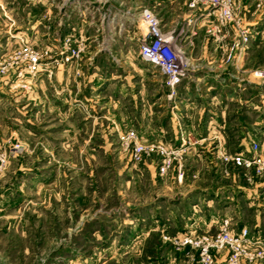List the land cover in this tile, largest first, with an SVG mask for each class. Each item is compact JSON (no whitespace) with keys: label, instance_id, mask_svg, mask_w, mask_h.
<instances>
[{"label":"rangeland","instance_id":"374dc122","mask_svg":"<svg viewBox=\"0 0 264 264\" xmlns=\"http://www.w3.org/2000/svg\"><path fill=\"white\" fill-rule=\"evenodd\" d=\"M165 1L122 0L121 5L130 8L131 13L122 20V35H116L113 45L107 46L106 33L92 38L93 31L87 29L86 23L91 19L84 13L83 6L79 18H67L60 9L62 0H0V154L7 157L5 166H0V264H102L103 261H106L103 264H117V258L109 259L101 249L107 247L109 254H113L112 251L121 247L116 236L120 228L117 223L127 218L128 221L141 220L136 224L134 238L125 242L126 249H144L145 255L155 250L172 249L181 252L180 264L194 262L187 250H177L162 234L192 229L190 224L194 221L199 223L198 231L213 227L212 222L217 218L228 216L235 229L246 226L254 232H264V185L256 187L258 177L253 176L251 182L243 171L208 158L212 143L190 142L183 157L184 176L180 182L173 170L162 177L157 175L158 157L134 162L120 144L119 134L128 129H134L144 143L176 144L168 125L171 108L164 107L169 90L163 75L138 55L144 31L138 14L148 8L160 19L162 31L173 30L174 34L187 27L190 17L201 18L198 24L204 29L213 17L204 15L209 7H199L195 11L186 6V16L177 17L171 23L174 18L171 13L161 18L168 7L163 5ZM234 2L242 25L251 30L264 29V0ZM74 5L66 2L65 11H72ZM94 12L95 21L99 14L96 8ZM112 13L118 15L121 11L116 9ZM72 30H81L88 45L74 73L79 76L81 68L88 75L94 71V78L105 81L93 92L80 89L79 93H71L73 108H78V112L68 113L65 120H52V114L37 111L38 74L19 80L15 69L2 72L1 67L17 49L20 36L26 35L35 48H41L57 46ZM252 37V40L257 38L253 42L257 46L252 58L257 62L255 68L264 62V33L252 30ZM175 41L183 45L180 37ZM92 56L93 62L87 65V58ZM253 80L252 91L256 93L261 89L264 95V82L254 77ZM24 83L28 87H23ZM118 98L126 108V119L117 126L115 113L114 117L110 116V144H102L100 137L87 140L85 130L79 131L73 143L65 140L68 135L64 134L63 125L87 122L94 113L90 108H117ZM134 108H140L141 113L133 112ZM255 110L252 114L238 110L239 124L249 126L250 121H259ZM138 115L141 116L139 123L136 122ZM253 127V132H258L257 137H253L262 141L264 126L258 129L253 124ZM16 143H20L23 150L13 154ZM219 145L227 152L236 148L231 144L229 151L223 143ZM128 227L126 225L124 233ZM140 231L147 234L141 235ZM130 259L139 261L145 257Z\"/></svg>","mask_w":264,"mask_h":264},{"label":"crops","instance_id":"0c3cea01","mask_svg":"<svg viewBox=\"0 0 264 264\" xmlns=\"http://www.w3.org/2000/svg\"><path fill=\"white\" fill-rule=\"evenodd\" d=\"M113 1L115 0H62L64 3H62L63 6H60V9H62V14H65L64 17L68 18L73 16L79 18V16H81L79 11L81 10V6H83L85 10L84 13L87 16L89 15L91 19L86 23L87 29L93 31L92 38H97L99 33H106V44L110 46L116 41V35H122V31L124 30V23L122 20L126 14L131 13L130 8H124V6L121 5L122 0H118L119 3L117 2L115 4ZM43 2L42 4H44ZM66 2L75 4L74 9L77 10L75 11L73 9L71 11L69 9L65 11L64 5ZM93 2L96 3V5H93ZM163 5H167L168 7L164 14L161 15V18L165 16L169 17V13H171L174 16V18L172 17V20H170L171 23L174 22L177 17L183 18L186 16V12L184 11V8H186L185 0H166ZM138 6L140 7V5ZM95 8L98 10L99 16L94 21ZM115 8L121 11V13L118 15L112 13L116 10ZM49 11L50 9L46 7V13H49ZM73 12H77V14ZM138 15H140V13ZM202 18L204 17L202 16ZM201 20L200 18L199 23ZM59 22L62 24L61 21ZM82 27L83 24L81 25V28ZM204 30V26L198 24L196 35L192 36L189 32H186L183 33L181 37L186 54L189 58L190 67L182 82L176 87L175 96L169 98L167 95L165 99L164 107L171 108L168 117L171 138L173 137L176 144L180 142V137H186L189 142L192 140H200L201 143L206 142L205 144L207 145H211L212 143V146H216L215 141L217 139L218 145L223 143L225 147L227 146L226 149H229V151L230 147L228 146L234 144L236 148L230 151L232 153L243 152L247 154L250 150L252 141L258 142L261 147L264 148V139L262 141L257 140L254 137H257L258 132H253L255 129L253 124L259 127L258 129H263L264 126V95L261 89L256 93L251 89V83H254V80L250 72L254 68V64L257 63L252 61L257 47L254 46L255 43L253 42L256 41L258 36L255 40L250 39L247 44L236 47L233 59L228 62L225 60L223 48L214 42L210 36L206 35ZM252 30H254V33H264L263 28H253ZM79 32H81V30ZM233 40H235V37L233 36V32H231V35L227 39V44H231ZM93 53L96 52L94 51ZM93 58L94 56L87 58V65L93 62ZM263 64L264 62L258 63L256 67L262 66ZM88 67L86 69L90 68ZM93 68H95V66H93ZM75 69V65L68 66L64 69L60 68L55 71L51 78H49L44 71L38 74L36 77L37 93L35 96V104L37 105L38 113L52 114V120L56 118L62 120L66 118L65 116L68 113H71V115L76 114L78 108H73L70 94L73 92L79 93L80 89L83 91L88 89L93 92L95 87H101L102 83L105 81L101 80V82H99L98 77L94 78L96 74L94 71L89 75L84 74L82 68L80 75L76 76L74 73ZM107 86L108 85H106L105 88H107ZM65 103H68L67 107H65ZM120 104L121 102L118 98L116 100L117 108H97V110L90 108V111H94V113L90 116V119L87 122H83V124L74 126V123H66L63 125V132L68 135L65 140L73 143L72 139L77 137L79 131L85 130L87 131V140L100 137L103 142L102 144H110L112 135L108 130V120L114 117L113 113L116 115L117 126H120V123L126 119V108ZM240 109L244 114L247 112L252 114L253 110L256 109L255 111H258L260 120L254 123L250 121L249 126H247V123L239 124L238 110ZM133 112L141 113V109L134 108ZM148 112H151V108H148ZM137 117L138 119L136 122L139 123L141 116L138 115L136 118ZM148 123L150 126L151 122L148 121ZM113 131L112 128V132ZM94 132L97 133L96 136H94ZM261 135L264 136L263 133ZM206 156L208 158L211 157L213 160L210 150L207 152ZM149 173L152 175L151 169ZM260 178H258L257 181L255 180L256 187L264 185V175ZM19 191L22 192V188H20ZM140 220L141 218H134L128 221L127 218L118 222L117 225L120 228H118L116 236L119 239L118 241H121V247H118L114 252L112 251L113 254H109L107 247L105 249L102 248L101 251H104L103 253L109 256V259L117 258V264H180L179 258L181 252H175L172 249L155 250L146 255L143 254L146 252L144 249H126L125 246L127 244L125 242L129 241L127 239L132 238V236L134 238L136 224H139ZM126 225H129V230L127 229L126 233H124ZM190 225L191 228L197 229L199 227V223L195 221ZM141 232L142 231H140L141 235L147 234ZM92 255L93 253L91 256ZM130 257H145V259L137 261L135 259H130ZM120 258H122V261L119 260ZM104 262L106 261H103L102 264Z\"/></svg>","mask_w":264,"mask_h":264},{"label":"built area","instance_id":"2783aa9c","mask_svg":"<svg viewBox=\"0 0 264 264\" xmlns=\"http://www.w3.org/2000/svg\"><path fill=\"white\" fill-rule=\"evenodd\" d=\"M185 2L188 9L195 11L199 7L210 8L204 15L212 16L213 21L206 26L205 32L223 48L226 61L233 59L236 47L250 41L252 32L250 28L241 24L234 0H185ZM140 15L144 31L139 40L138 55L161 72L164 84L169 90L168 96L172 97L190 67L183 45L176 43L175 38H181L186 32L192 36L196 35L200 19L188 18L187 27L180 28L174 34L173 30L162 31L160 19L148 8ZM231 32L235 40L228 45L227 39ZM86 40L81 32L72 30L61 38L57 46L35 48L26 35H22L18 38L17 49L9 56L10 60L1 67V71L13 68L19 80H24L26 75L33 77L43 71L48 77H52L60 68L79 64L82 55L87 51ZM250 73L254 78L264 82V64L252 69ZM22 86L28 87L25 83ZM119 140L134 162H139L145 157H158L157 175L162 177L173 170L178 182L182 181L183 157L190 144L186 138L180 137L178 144L162 141L144 143L134 129H128L119 134ZM12 149L15 154L21 152L23 147L16 143ZM210 151L213 160H219L225 167L231 165L243 171L251 182L253 176L260 178L264 175V148L258 142H251L247 154L223 151L218 143L210 147ZM6 162V155L0 154V166H5ZM212 223L213 227L199 228L198 231L192 228L175 234L164 233L162 237L177 250H187L194 264H264V232L259 230L254 232L246 226L235 229L228 216L217 218Z\"/></svg>","mask_w":264,"mask_h":264}]
</instances>
